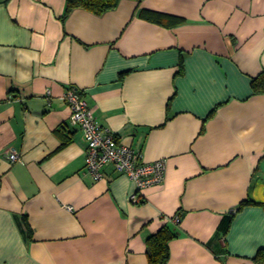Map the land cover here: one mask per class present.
Returning <instances> with one entry per match:
<instances>
[{
  "label": "crops",
  "instance_id": "crops-1",
  "mask_svg": "<svg viewBox=\"0 0 264 264\" xmlns=\"http://www.w3.org/2000/svg\"><path fill=\"white\" fill-rule=\"evenodd\" d=\"M66 2L0 0V264H149L176 215L168 264H258L264 205L238 209L264 203V0H121L63 20ZM72 88L144 162L166 161L141 204L113 165L87 173Z\"/></svg>",
  "mask_w": 264,
  "mask_h": 264
},
{
  "label": "built area",
  "instance_id": "built-area-1",
  "mask_svg": "<svg viewBox=\"0 0 264 264\" xmlns=\"http://www.w3.org/2000/svg\"><path fill=\"white\" fill-rule=\"evenodd\" d=\"M65 100L72 112L71 126L82 131L87 142V173L95 181H100L104 178V168L113 165L119 174L128 176L136 186V193L130 198L131 202L135 205L141 204V193L144 189L164 182L166 161L144 162L139 149L124 144L114 132L97 121L93 110L78 90L70 89L65 95ZM9 157L12 164L21 161L15 152ZM68 210L73 211L71 207ZM172 221L175 225H180L181 216L176 215Z\"/></svg>",
  "mask_w": 264,
  "mask_h": 264
},
{
  "label": "trees",
  "instance_id": "trees-1",
  "mask_svg": "<svg viewBox=\"0 0 264 264\" xmlns=\"http://www.w3.org/2000/svg\"><path fill=\"white\" fill-rule=\"evenodd\" d=\"M120 1L121 0H67L66 11L63 20H65L76 9H84L96 15H103L109 11L116 9ZM153 16L155 17V22L161 23V15L155 14ZM252 91L254 94H264V76L253 80ZM256 205H264V203H254L252 201H246L240 205L238 211H241L246 207ZM233 219L234 214H231L230 216H227L223 221L222 226L220 228L224 234L228 233ZM24 222L28 236L29 238H31L33 234L32 229L30 228L26 219L24 220ZM178 227L179 225H175V228L164 227L156 235L148 238L147 254L149 264H168L170 260L169 244L172 240L180 236ZM255 262L258 264H264V250L258 253L255 258Z\"/></svg>",
  "mask_w": 264,
  "mask_h": 264
}]
</instances>
